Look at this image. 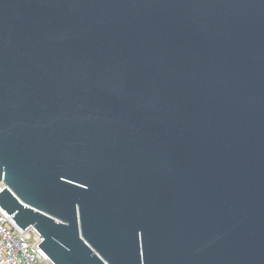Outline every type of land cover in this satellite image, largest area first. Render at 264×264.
<instances>
[{
  "label": "water",
  "instance_id": "obj_1",
  "mask_svg": "<svg viewBox=\"0 0 264 264\" xmlns=\"http://www.w3.org/2000/svg\"><path fill=\"white\" fill-rule=\"evenodd\" d=\"M2 182L55 264H264V0H0Z\"/></svg>",
  "mask_w": 264,
  "mask_h": 264
},
{
  "label": "built area",
  "instance_id": "obj_2",
  "mask_svg": "<svg viewBox=\"0 0 264 264\" xmlns=\"http://www.w3.org/2000/svg\"><path fill=\"white\" fill-rule=\"evenodd\" d=\"M5 187L0 183V192ZM42 242L35 227L23 230L0 206V264H55L39 247Z\"/></svg>",
  "mask_w": 264,
  "mask_h": 264
}]
</instances>
